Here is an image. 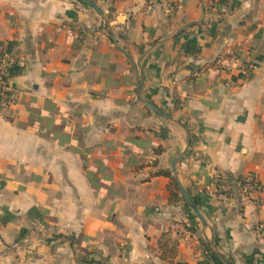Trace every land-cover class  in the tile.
I'll return each mask as SVG.
<instances>
[{
    "label": "crops",
    "instance_id": "obj_1",
    "mask_svg": "<svg viewBox=\"0 0 264 264\" xmlns=\"http://www.w3.org/2000/svg\"><path fill=\"white\" fill-rule=\"evenodd\" d=\"M87 1L0 0V264H264V0Z\"/></svg>",
    "mask_w": 264,
    "mask_h": 264
},
{
    "label": "built area",
    "instance_id": "obj_2",
    "mask_svg": "<svg viewBox=\"0 0 264 264\" xmlns=\"http://www.w3.org/2000/svg\"><path fill=\"white\" fill-rule=\"evenodd\" d=\"M231 56L234 57V53H231ZM14 64L15 60L0 49V111L9 110L18 103L17 94L8 83ZM213 184L215 195L220 199L231 198L234 188L237 187L241 200L254 201L258 207L264 209V203L259 198L263 187L252 174L241 176L236 181L226 175L216 174ZM259 229L264 231V220Z\"/></svg>",
    "mask_w": 264,
    "mask_h": 264
},
{
    "label": "trees",
    "instance_id": "obj_3",
    "mask_svg": "<svg viewBox=\"0 0 264 264\" xmlns=\"http://www.w3.org/2000/svg\"><path fill=\"white\" fill-rule=\"evenodd\" d=\"M192 40L188 41L187 44H189L188 51L191 53H194V49L192 48ZM13 71V70H12ZM11 71V74H12ZM192 145V141L189 142V148ZM191 151L188 149L185 152V155H190ZM167 176L170 178V184L168 186V191H169V200L171 202H175L180 199V190L177 185V182L173 176L170 174H167ZM231 179V178H230ZM184 205L186 208H189V206L184 202ZM158 248L159 251L161 252V258L164 260L165 258H174L176 255V249H177V242L171 240L166 233L162 234L160 239L158 240Z\"/></svg>",
    "mask_w": 264,
    "mask_h": 264
},
{
    "label": "water",
    "instance_id": "obj_4",
    "mask_svg": "<svg viewBox=\"0 0 264 264\" xmlns=\"http://www.w3.org/2000/svg\"><path fill=\"white\" fill-rule=\"evenodd\" d=\"M79 2H81L82 4H85V5H88L90 7H92L93 9H95L97 11L98 14L102 15L101 11L98 9V7L95 5L94 2L92 1H87V0H77ZM135 67V66H134ZM138 87H139V83H137ZM145 104L151 108L155 113L161 115V116H164L163 113H161L158 109H156L153 105H151L150 103L148 102H145ZM172 171H173V176L177 182V185L179 187V190H180V193H181V196L184 200V202L189 206V208L192 210V212L194 213V215L201 221V223H205L203 218L201 217L195 203L192 201L191 197L188 195V193L186 192V190L183 188V186L181 185V183L179 182L178 178H177V172L175 170V167H174V163L172 165ZM226 264H231L230 262L228 261H225Z\"/></svg>",
    "mask_w": 264,
    "mask_h": 264
}]
</instances>
